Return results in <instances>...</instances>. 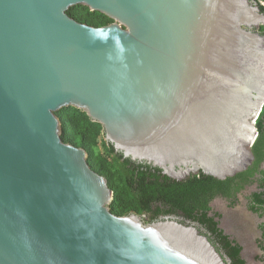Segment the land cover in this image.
I'll return each mask as SVG.
<instances>
[{"label": "water", "instance_id": "95a60500", "mask_svg": "<svg viewBox=\"0 0 264 264\" xmlns=\"http://www.w3.org/2000/svg\"><path fill=\"white\" fill-rule=\"evenodd\" d=\"M261 25L257 0H0V264H231L190 220L112 213L58 113L172 179L235 176L264 108Z\"/></svg>", "mask_w": 264, "mask_h": 264}, {"label": "trees", "instance_id": "16d2710c", "mask_svg": "<svg viewBox=\"0 0 264 264\" xmlns=\"http://www.w3.org/2000/svg\"><path fill=\"white\" fill-rule=\"evenodd\" d=\"M262 10L264 12L263 6ZM68 14L81 23L95 27L113 22L105 14L84 5L72 7ZM58 116L65 126L64 141L84 148L90 167L107 178L114 192L110 207L112 213L118 216L131 213L146 215L150 218L147 222L158 220L161 216L183 214L210 230L228 253L232 264H246L241 256L242 246L230 240L219 228L220 214H209V203L216 196L234 194L235 176L221 180L200 172L181 181L172 179L157 167L124 157L112 143L106 141L102 125L92 121L86 112L68 107ZM256 126L259 136L252 149L258 164L264 160V108Z\"/></svg>", "mask_w": 264, "mask_h": 264}, {"label": "flooded vegetation", "instance_id": "af4514ba", "mask_svg": "<svg viewBox=\"0 0 264 264\" xmlns=\"http://www.w3.org/2000/svg\"><path fill=\"white\" fill-rule=\"evenodd\" d=\"M257 1L261 3V8L262 6L264 7V0ZM253 30L264 35V25L254 27ZM256 162L255 155L253 163L245 171L235 175L236 178L232 186L234 194L229 196L225 194L218 195L209 203V214H220L218 218L219 228L223 230L225 235L229 236L230 240L242 246L241 256L246 261V264H248L247 261L249 260L247 257L251 256L252 252L255 254V256L253 255L255 257L254 260H257L260 264H264V160L258 164ZM216 199L229 200L231 203L228 206V210L230 209L233 212L222 214L214 211L212 203ZM171 216L181 222L190 220L196 223L198 228L208 236L218 250L230 258L228 253L222 249L221 244L217 242L216 237L212 235L205 225L199 221L189 219L183 214L169 215V217ZM165 217L161 216L158 220ZM145 220L149 221L150 218L146 216Z\"/></svg>", "mask_w": 264, "mask_h": 264}, {"label": "rangeland", "instance_id": "374dc122", "mask_svg": "<svg viewBox=\"0 0 264 264\" xmlns=\"http://www.w3.org/2000/svg\"><path fill=\"white\" fill-rule=\"evenodd\" d=\"M264 3V2H263ZM230 201L229 200H225V199H216L215 201H213L212 203V207L214 211H218L222 214H227V213H232V210H228V206H230ZM224 225V222H223ZM233 234V233H232ZM255 254L252 252V255L247 257L249 260L247 261L248 264H260L259 262H257V260L255 259Z\"/></svg>", "mask_w": 264, "mask_h": 264}]
</instances>
